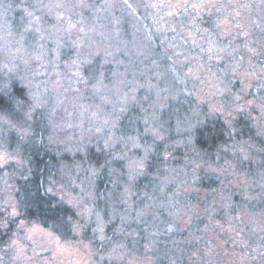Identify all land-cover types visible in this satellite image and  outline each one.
Wrapping results in <instances>:
<instances>
[{"label":"snow or ice","instance_id":"1","mask_svg":"<svg viewBox=\"0 0 264 264\" xmlns=\"http://www.w3.org/2000/svg\"><path fill=\"white\" fill-rule=\"evenodd\" d=\"M118 7L134 5L130 0H30L20 8V30L6 29L7 35L0 37V138L14 132L31 143L36 117H46L50 144L89 159L94 147L90 178L102 171L114 177L110 214L96 206L102 194L92 191L91 179L78 196L68 197L61 190L59 200L51 184L43 197L39 188L35 193L26 190L23 198L10 193L0 208V264H53L54 256L65 254L81 257L75 264L160 261L159 237L182 231L181 222L189 227L193 220L203 222L197 208L205 214L216 211L178 199L179 185L171 175L176 169L167 164L181 147L195 153L189 156L192 184L182 182L186 187L195 190L196 169L202 166L240 186V204L233 203L232 192L220 196L218 210L230 233L225 243L233 245L232 253L239 248L241 264H264V213L255 218L247 210L255 198L248 174L236 180L231 160L212 168L195 147L208 119L222 120L221 134L229 137L239 136L249 121L264 136V0L146 4L173 18L170 31L189 30L192 48L184 51L175 44L156 51L150 35L131 46L118 39L120 31L112 26L119 22L113 16ZM109 65L110 76H105L103 69ZM133 109L139 113L136 120L129 118L121 130V121ZM173 120L177 140L170 138ZM67 129L79 134L65 140L58 130ZM232 147L239 159L261 170L255 196L264 201V141L258 149L246 141ZM18 149L9 152L0 143V169L13 162L22 167ZM116 162L118 167L113 166ZM147 177H152V194L140 196L139 181ZM161 216L166 217L162 227ZM208 219L213 231L223 227L212 216ZM168 264L176 262L169 259Z\"/></svg>","mask_w":264,"mask_h":264},{"label":"trees","instance_id":"2","mask_svg":"<svg viewBox=\"0 0 264 264\" xmlns=\"http://www.w3.org/2000/svg\"><path fill=\"white\" fill-rule=\"evenodd\" d=\"M153 1L154 0H146V4H152ZM10 2V0H0V16L9 18L11 15H14V17L18 15L20 18L19 24L17 21L14 28L11 29L14 32H17L20 30L21 25L22 13L20 8L25 2L17 1L16 8H13L17 12L12 10L10 13H7L5 12V5L8 6ZM125 9L126 8L118 7L113 10V16L119 22L112 26L118 28L120 31L118 39L123 40L131 46L132 41L139 43L147 35L141 25L138 27L135 25L140 24L139 22L132 23L137 21L138 17L131 20V15L128 12V9H126L127 11ZM149 9L150 12L143 15L145 19V21H143L150 28L151 38L154 42L153 47L156 51L162 52L168 44L179 46L178 50L181 51L191 49L192 46L186 42L187 36L183 35L188 31L187 28L177 27V31L174 33L169 30L171 23H173V18L167 17L164 11L157 8L158 13L155 11V8L149 7ZM149 14L150 16H148ZM160 15H162L163 20L160 19ZM109 19L111 20L112 17ZM2 26L3 24L0 21V29ZM162 40L164 41L163 44L161 43ZM0 43H2V41H0ZM110 67L112 66L109 65L103 69L105 76H110V72L107 70ZM60 70H64L63 64L61 65ZM183 107L187 108V104ZM136 111V109H133L128 112L129 114H126L128 118L124 120H127V122L122 123L121 130H124L128 125L129 118L132 119L131 117L136 116ZM181 111L183 112V108ZM40 123H48L47 118L40 116L36 117V122L33 125L34 138L28 147V142L21 141L14 132H5L3 137L0 138V143H3L9 152H16L10 148L14 143L16 144L17 149L19 146L17 158L23 161V166L20 171H15L12 179V182L14 183V193H18L20 197L23 198L26 190L30 193H35L36 189L39 188L40 195L43 197L44 189L51 184L57 189L56 200H59L61 190L69 194L68 197L78 196L81 187L87 189L89 186V180L91 179L92 191L94 193L102 194V197L96 200V206L102 213L107 211L110 214L112 202L111 196L114 191L112 180L114 177L110 176L107 171H102L100 175L90 178V173L87 171L90 165H95L96 149L93 147L90 150L93 154V158L91 159L86 157L83 153L72 152L70 154L64 151L56 152L53 147L46 143L45 132L40 129ZM206 125L207 126L203 129V135H198L196 138L200 141L195 144L196 149L201 153L205 160L211 162L212 168H215L217 163L231 160L234 167L237 169L236 180L243 181L245 179L244 174H248L247 183L252 184L250 195L255 198L247 203V210L249 213L255 214V218H259L260 214L264 213V201H262L260 197L255 196V192L258 191L256 182L259 181V173L261 170L257 167L256 163L250 165L248 161L239 159L238 155L234 154L232 146L234 143L246 141L247 144L253 145L255 149H258L260 147V142L264 141V136L258 135L259 129L251 121L246 125L241 126L242 131L239 136L233 137H229L227 132L221 134L223 128L222 120L213 121L212 119H208ZM41 135H43V139L40 138ZM170 138L172 140L180 139L174 127V120ZM5 139L8 140L6 142L7 144L5 143ZM181 155L182 157L178 158ZM189 156H195V153L190 152L188 149L184 151V147H181L175 153V157L179 164H183L184 159H186V161L189 162L185 164L187 167L184 165L177 166L176 161H174L176 158L170 159L167 164V167H182L186 169L185 171L187 175L184 181L187 182V185L192 184V165L190 164ZM218 156L219 160H217ZM196 159L199 160L200 157L197 156ZM259 159L260 157L256 155L255 160L259 161ZM118 164L119 162H116L113 166L118 167ZM159 167L163 168L164 165H159ZM4 172L5 170L1 171L0 169V178L2 176L1 174ZM21 173H23V175H21ZM179 176H181V174ZM196 176L195 190H193V188L191 189V193L187 194V201L184 203L197 205L199 202V204H206L210 210L215 208L216 211L215 213L210 211L208 214H205L199 209L203 222L198 219L193 220L190 227L181 222L180 227L182 231L173 234L170 237H159L156 254L161 257V260H154L153 264H168L169 259L174 260L176 264H220L221 259V262L225 264L224 256L227 255L225 252L229 249V244H226L225 240L228 239L230 233L225 231V229L228 228V225L224 223L222 213L218 210L220 196L222 193L227 195L232 192L234 193L233 203L240 204L243 199L241 188L235 182L231 184L228 183L222 174L213 172L211 168L207 166H202L201 168L196 169ZM151 179L152 177H147L142 178L139 181L138 188L140 189H137L139 195L142 194V191H144L145 194H152L153 185L151 184ZM182 187L187 188L185 184H183ZM13 198L15 202V195H13ZM44 198L48 199V197ZM67 207V204H65L64 208L67 209ZM208 216H212L213 221L222 224L223 227H216L215 231H213ZM218 217L220 219L217 220ZM165 218V216H161L158 221V223H161V227ZM115 223L118 224L119 221H116ZM206 225H208L207 228ZM106 229H109L106 231L109 235L112 234L111 227H107ZM209 231L218 234V240L221 237V250L217 244L218 241L216 242L214 240L213 242L209 237L207 238L206 233ZM230 245V247L233 248V245ZM235 250L239 252L238 247ZM215 255H218L220 259L218 257L216 260H213Z\"/></svg>","mask_w":264,"mask_h":264},{"label":"rangeland","instance_id":"3","mask_svg":"<svg viewBox=\"0 0 264 264\" xmlns=\"http://www.w3.org/2000/svg\"><path fill=\"white\" fill-rule=\"evenodd\" d=\"M10 1L11 2L8 4V5H10V7H5V12H7V13H10L12 10L13 11H16L14 9L16 8L17 1L29 2L30 0H15V1L14 0H10ZM157 2H158V0H154L152 2V4H155ZM130 3H132L134 5V7L132 9H128V12L131 15L130 16L131 20L133 18H135V17H138L137 18V21L132 22V23L139 22L140 24H135V25L137 27L141 25V27L143 28V30L146 33V35L147 36H149V35L151 36V34H150V28L147 26V24H145V22H144L145 19L143 17V15L147 14L148 12H150L149 7H144L146 5V0H130ZM155 11L157 12V9L156 8H155ZM156 12H155V14L157 15L158 12L157 13ZM148 16H150V14ZM159 17H160V19H162V15H160ZM14 19H15V21H14ZM19 19L20 18L18 17V15H16L15 17H14V15H11L9 18H7V17L4 18V17L0 16V21L3 24L2 28L0 29V37L6 36L7 35L6 29H12V28H14V26L17 23V21H18V24H19ZM183 35H186L188 37L189 36V30L185 34H183ZM186 42H188V44L191 45V42H190L189 39H187ZM43 78L44 77H41L40 79H43ZM235 87L238 88L239 85L237 84ZM138 114H139L138 111H136V116L131 117L132 118L131 120H136V117L138 116ZM60 115L61 114H59V113L57 114V117L56 118H57L58 121L60 120ZM125 122H127V120H124L123 119L121 121V125H122V123H125ZM137 123H138L139 127L142 129L143 128V124L141 122H137ZM40 124H41L40 125V129L43 132H45V141H46V143L49 146L53 147L54 151H56V152H62V151H64L63 145H59L58 146L56 144H50L49 143L47 137L51 133L52 130H51V128H49L47 126V123H40ZM128 124H129V122H128ZM58 132H59V136L61 138L65 139V140H67V137L70 136L73 132L79 134V130L78 129H67V130H64V131H59L58 130ZM7 141L8 140L5 139V143ZM73 142L74 141H68L69 144L70 143H73ZM29 144H31V143L28 142L27 143V147L29 146ZM58 147H59V151L57 150ZM10 148L12 150H15L17 152V146H16L15 143L13 145H11ZM184 151H186L185 148H184ZM64 152H66V151H64ZM68 153L71 154L72 152H68ZM0 155H3V152H0ZM181 157H182V155L179 156L178 158H181ZM174 161H176V163H177V158ZM0 163H2V161H0ZM187 163H189V162H187L186 159H184L183 164L177 163V166H181V165L186 166L185 164H187ZM13 165H14V167H13ZM169 168H173V167H169ZM20 169H21V167H17L14 162L11 163L9 166L1 169V171L5 170V172L3 174H1L2 176L0 178V207L1 208L5 206V201L6 200H9V194L10 193H14V183L12 182V179L14 177L15 171H20ZM174 169H176V172L175 173H172L171 175H172V177L174 179V182H175L174 185H179V191H180L181 195L178 197V199L180 201H182V202H186L187 201V194H190L191 193V189H192V187H189V188L188 187L187 188L182 187V185H183L182 182L185 180L186 175H187V173L185 171L186 169H184L182 167H175ZM180 174H181V176H179ZM9 186H11V187H9ZM138 189H140V188H138ZM173 189L176 190L174 186H173ZM67 195H69V194H67ZM144 195H145V192L142 191V194H140V196H144ZM11 202H14L13 196H11ZM197 210L200 211L199 208H197ZM110 211H111V209H110ZM109 227H111V226H109ZM107 230H109V229H106V231ZM206 235H207V238L209 237V239L211 241H213V242H214V240L216 242L218 241L217 244L219 245V249L221 250V248H222L221 247V243H220L221 242V240H220L221 237L218 240V237H219V236H217L218 234H214L211 231H209L208 233H206ZM228 244H229V249H228V251L225 252V254H227V255L224 256L225 264H237V263L241 264V257L239 255V252L235 250V253H232L231 252V249L232 248L230 247L231 246L230 245L231 243H228ZM218 257H219L218 255H215V258H213V260H216ZM80 259H81V257H79V256H69L67 254H65L64 256L56 255V256H54L53 264H75V262L78 261V260H80ZM219 259H220V257H219ZM220 264H223L221 262V259H220Z\"/></svg>","mask_w":264,"mask_h":264}]
</instances>
